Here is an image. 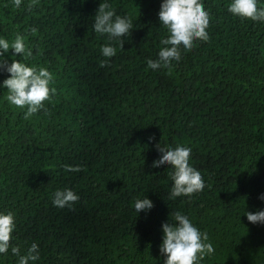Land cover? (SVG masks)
I'll return each mask as SVG.
<instances>
[{"label": "trees", "instance_id": "obj_1", "mask_svg": "<svg viewBox=\"0 0 264 264\" xmlns=\"http://www.w3.org/2000/svg\"><path fill=\"white\" fill-rule=\"evenodd\" d=\"M100 2L132 20L123 50L93 30ZM231 2L201 0L209 39L152 70L147 61L169 35L162 0H38L31 11L32 0H0V38L21 35L32 50L3 58L46 68L56 89L25 119L0 86V213H13L21 255L38 245L31 264H164L161 225L176 211L215 249L199 264H264V224L245 215L264 210V22L233 15ZM105 45L114 57L102 55ZM8 77L0 69V84ZM157 143L191 148L202 192L168 199L173 169L151 167ZM64 189L79 196L71 208L52 203ZM143 198L153 207L137 213ZM18 260L0 254V264Z\"/></svg>", "mask_w": 264, "mask_h": 264}, {"label": "clouds", "instance_id": "obj_2", "mask_svg": "<svg viewBox=\"0 0 264 264\" xmlns=\"http://www.w3.org/2000/svg\"><path fill=\"white\" fill-rule=\"evenodd\" d=\"M15 7L19 8L22 0H13ZM38 6V0H32L28 5V11ZM228 11L235 16L250 19L252 21L264 22V7H258V0H232ZM160 25L167 29L169 35L160 43L164 45L159 50L158 59L147 61L150 69L156 70L160 67H170L172 61L181 59V47L190 51L194 41H207L210 16L205 10L201 0H162L158 13ZM133 29L132 20L127 16L117 15L115 9L107 2H100L96 15L94 16L93 30L99 35L107 34L109 40L118 43L123 50L124 37H129ZM35 32L36 29L31 30ZM12 50L13 56L23 55L25 59L32 56L31 48H27L25 38L16 35L11 44L0 38V69L9 73L0 86L7 89V101L17 108L24 109L25 119L44 109L45 101H50L56 94V89L50 87L53 83V75L43 67L27 66L18 60H12L9 64L4 59V54ZM116 47L105 45L101 53L106 58L116 55ZM109 61L103 60L101 67L107 66ZM153 137H149L152 140ZM157 151L162 153L159 159L153 161L151 167L157 168L161 165H170L173 169L169 176L172 180L169 200L177 197H191L200 193L205 188L201 173L189 163L191 148L177 146L172 149L156 145ZM66 171L79 172L80 166H65ZM264 201V194L259 197ZM79 201V196L71 189L57 190L54 193L52 203L55 207L65 208ZM153 207L151 200L147 198L138 199L134 202L135 211H147ZM247 220L252 224H264V210L257 212H246ZM170 220V219H169ZM16 227L13 213H0V254H7L9 249L14 256L19 257L18 264H31L39 259L38 245L33 243L26 254L21 255L19 246H12V233ZM163 237L159 246V252L165 257L164 264H199L206 255L214 253L213 245L208 242L206 232H201L193 225L190 219L179 211L172 213L170 222L161 225Z\"/></svg>", "mask_w": 264, "mask_h": 264}]
</instances>
